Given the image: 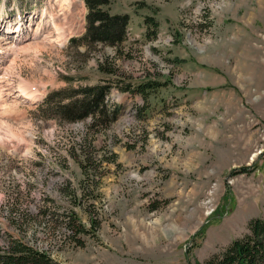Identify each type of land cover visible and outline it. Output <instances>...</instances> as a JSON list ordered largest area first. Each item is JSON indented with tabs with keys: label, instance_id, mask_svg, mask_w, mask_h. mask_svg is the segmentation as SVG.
Listing matches in <instances>:
<instances>
[{
	"label": "rangeland",
	"instance_id": "rangeland-1",
	"mask_svg": "<svg viewBox=\"0 0 264 264\" xmlns=\"http://www.w3.org/2000/svg\"><path fill=\"white\" fill-rule=\"evenodd\" d=\"M107 8L130 16L120 51L83 37V0L64 11L0 0V227L57 264L205 262L264 217V0ZM44 10L66 12L69 28L45 45L29 34L50 23ZM4 36L18 39L14 66ZM147 81L157 86L147 97L120 88ZM99 83L111 84L113 110L101 126L39 107L53 90ZM72 211L89 232L69 233Z\"/></svg>",
	"mask_w": 264,
	"mask_h": 264
},
{
	"label": "trees",
	"instance_id": "trees-1",
	"mask_svg": "<svg viewBox=\"0 0 264 264\" xmlns=\"http://www.w3.org/2000/svg\"><path fill=\"white\" fill-rule=\"evenodd\" d=\"M84 1L88 12L86 34L83 37L88 43H103L120 51L122 43L128 39L129 14L110 12L107 6L113 0ZM146 23L153 26V34L156 36L158 24L155 18L148 16ZM103 64L101 63L100 67ZM154 84L150 81L143 82L135 89L131 87V83H127L120 88L122 91L132 89L145 92L147 97L157 88ZM110 88L111 84L99 83L77 89L54 90L45 97L39 107L47 108L46 118L51 115L68 123L90 119L89 128L101 126L102 120L106 123V120L113 118V110L107 109ZM2 230L0 227V264H57L49 251L37 248L22 237L6 235ZM67 230L71 235L89 232L86 225L79 222L74 211L68 213ZM196 264H264V217L252 219L249 231L233 240L223 252Z\"/></svg>",
	"mask_w": 264,
	"mask_h": 264
},
{
	"label": "bare ground",
	"instance_id": "bare-ground-1",
	"mask_svg": "<svg viewBox=\"0 0 264 264\" xmlns=\"http://www.w3.org/2000/svg\"><path fill=\"white\" fill-rule=\"evenodd\" d=\"M70 1L71 0H55V3H57V5L59 6V10L60 11H64V9L68 8V3ZM70 5H71V3H70ZM55 10H56V8H55ZM55 10H49V11H45L44 10L43 11L42 16L47 15L49 17V20L48 21L50 23H47V24L44 25L43 24L44 21H43V22L39 23L37 26L33 27L32 28V32L29 33L31 39L36 40V41H39V42L41 41L44 44L46 42H58L60 39H62L63 37H65L66 33H68L67 30H69V28L68 29L66 28V27H68L66 25L67 20H68V16H67L66 12H63V13L66 14V15L65 14L63 15V13L61 14V13L55 11ZM70 13H71V10H70ZM72 16L74 17V15H72ZM75 17H76V15H75ZM2 27H3V25H0V29H2ZM18 35H21V34H18ZM25 38H26V36H25ZM2 41L3 42H2V47L1 48L3 49L2 51H5V53H6V56L5 57L3 56L4 57L3 59L5 60V62H6V60H9L11 66H12L15 63V60H13V59H15V57L11 60V58H12L11 56H12V54H14L13 52H15V50L13 48L15 46H17L18 39H16V38L14 39V38L9 37V36L8 37L4 36L2 38ZM39 42H37V43L39 44ZM15 49L18 50L17 48H15ZM12 50H14V51H12ZM7 65H9V64L7 63ZM11 66L9 68H12ZM4 67H6L4 65V63H0V74L2 73L3 69H5ZM0 88H1L0 89L1 92H5V89L4 88H2V87H0ZM27 88H29V87H25V90L27 92L25 91L26 94H24V95H27L29 101L36 102V101L41 100V97L39 95H36L35 94L36 93L35 90L32 93L33 90L30 88L32 91L29 92L30 90L29 89L27 90ZM0 99H1V97H0ZM0 105H1V103H0Z\"/></svg>",
	"mask_w": 264,
	"mask_h": 264
}]
</instances>
